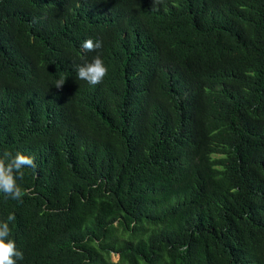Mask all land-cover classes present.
Listing matches in <instances>:
<instances>
[{"label":"trees","instance_id":"16d2710c","mask_svg":"<svg viewBox=\"0 0 264 264\" xmlns=\"http://www.w3.org/2000/svg\"><path fill=\"white\" fill-rule=\"evenodd\" d=\"M5 150L17 264H264V0H0Z\"/></svg>","mask_w":264,"mask_h":264},{"label":"clouds","instance_id":"9594fccd","mask_svg":"<svg viewBox=\"0 0 264 264\" xmlns=\"http://www.w3.org/2000/svg\"><path fill=\"white\" fill-rule=\"evenodd\" d=\"M159 3V0H153V7ZM102 47L100 41H93L91 38L83 41L81 48L86 52L96 51ZM76 76L91 85L99 84L107 74L100 55H96L90 62L76 65L74 68ZM65 79L58 80L55 84L60 89ZM30 168L35 170L36 164L34 158L24 155L17 151L14 155L11 151L0 152V193L5 194L7 198L21 200L25 194L18 180H23V169ZM16 219L14 214H9L7 221L0 222V264H17L18 260H23V252L16 248L15 241L10 237L9 222Z\"/></svg>","mask_w":264,"mask_h":264},{"label":"rangeland","instance_id":"374dc122","mask_svg":"<svg viewBox=\"0 0 264 264\" xmlns=\"http://www.w3.org/2000/svg\"><path fill=\"white\" fill-rule=\"evenodd\" d=\"M110 259H111L112 262H116L117 261V256L114 255V254H111L110 255Z\"/></svg>","mask_w":264,"mask_h":264}]
</instances>
